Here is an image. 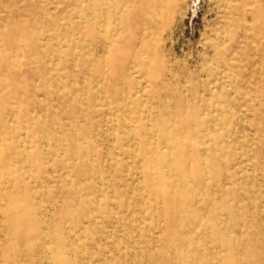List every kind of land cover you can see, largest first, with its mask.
<instances>
[{
  "label": "rangeland",
  "instance_id": "rangeland-1",
  "mask_svg": "<svg viewBox=\"0 0 264 264\" xmlns=\"http://www.w3.org/2000/svg\"><path fill=\"white\" fill-rule=\"evenodd\" d=\"M236 1L0 0V264H191L207 241L173 250L195 226H167L160 191L193 165L177 145L192 113L202 154L223 149L242 178L253 256L241 262L264 264V80L240 45L228 55Z\"/></svg>",
  "mask_w": 264,
  "mask_h": 264
},
{
  "label": "bare ground",
  "instance_id": "bare-ground-1",
  "mask_svg": "<svg viewBox=\"0 0 264 264\" xmlns=\"http://www.w3.org/2000/svg\"><path fill=\"white\" fill-rule=\"evenodd\" d=\"M234 8H236V11H237V16H235L236 20H237L236 23L242 31V33L239 34V36L241 35L242 38L238 37L237 39H231V41L229 42L230 44L227 47V51L230 52L228 55H234V53L237 52L236 48L233 50V45H236L237 47L240 45L241 51H245L246 58L252 63V75L254 76L256 73H258L259 74L258 83H260L261 80H264V0H237ZM89 14H88V16H89ZM59 15H61V14H59ZM91 16H92V14H91ZM106 17L104 15V18H106ZM249 17L252 19L251 24L248 23ZM99 25H101V24H99ZM99 25L97 24L98 27H100ZM106 25H105V27H107ZM105 27H104V30H105ZM66 28H67V26H66ZM240 29H239V31H240ZM65 33H67V32H65ZM223 38H225L224 35H223ZM215 41H216V39H214L212 41L213 44L211 45L212 48L214 47V50L217 49L216 45H214ZM237 41H239L240 43L237 44L236 43ZM107 48H108V46H107ZM98 49H99V47H98ZM102 54H103V52H102ZM221 62L216 64V66L213 65L211 67L210 71L212 73H217V72L221 73V71L223 72L225 70V68L223 66L228 65L229 62L224 60V65H220ZM244 67H246V66H244ZM89 68H90V66H89ZM204 69L206 71V68H204ZM138 70L139 69H137V71ZM89 72H90V69H89ZM252 75L250 74V76H252ZM248 80L249 79H246L244 81V83L249 82ZM96 81H97V79L95 80V82ZM63 82H64V79H63ZM213 82L215 83L216 81L210 80V83H213ZM228 86H230V85H228ZM129 87H130V85H129ZM61 90H62V88H61ZM105 101H106V99H104V102ZM187 104H188V102H187ZM107 107H108V105H107ZM232 108L234 109L235 107H232ZM109 110H110V107H109ZM110 111H112V110H110ZM12 116L13 115H11V117ZM107 116H108V114L105 117H107ZM188 118L192 121V123L195 124V127L190 128V125H192V123H189V126H188L189 128L183 126V128L181 129V132H183V134L186 135V137L188 138V141L185 142L184 140H181L180 142L177 143V145L182 147V150L184 151L185 155H188L189 153L193 155V160H192L193 165H189V162L187 160H184V159H182L179 162V164H178L179 170L183 171V169H189V173H188V175H186L188 177L185 176L183 178V181L181 184L173 182L174 189H172V190H170L171 188H166L164 190L162 189L160 191V193L162 194L160 201H162L164 204H166V207L169 206L175 210V212L172 216H168L167 226L170 227L172 225V223L178 224L180 222H183L186 225L191 224V226H195L194 227L195 229L193 228L195 232L193 233V236H186L184 238H181V240H179V243H177V245H175L173 247V250L175 251L176 249L180 248L179 246L185 245L187 243L193 244V246H194L195 243L197 242V239L201 238V239H205L207 241V244L203 248L202 247L201 248H199V247L194 248L195 251L193 252L192 255H190L191 261H192L191 264H247V263H242L241 261L245 260V261L249 262L250 261L249 259H252L251 256H253L252 248H251L252 241H251V237L249 236L250 228L252 225L250 224V222L248 221V218L246 217V215L244 214V212L240 208L239 203H240L241 199L237 198L239 188L240 187H241V189L244 188V186L242 184L243 182L241 181L242 178L239 176V174L237 172H234L231 170V167H230L231 160L224 157V155L222 153V151H224V150L222 148H221L222 150L220 152L216 151L215 148H210V149L207 148L206 154L205 155L202 154L204 152L203 150H205V149H202L205 146V141H204L205 135L204 136L201 135V134H204V131L201 128L200 124L202 121H204L203 120L204 118L202 119V121H200V116L198 113H194V114L192 113V116H189ZM235 118L237 119L238 115H236ZM123 119L125 120V118H123ZM245 119H247V118H245ZM126 121H128V120L126 119ZM237 121H239V120L237 119ZM115 124H116V122H115ZM109 125H110V122H109ZM150 130H151V128L149 129V131ZM130 131H129V133H130ZM115 132H116V130H115ZM106 133H109V132H106ZM44 134H45V132H44ZM46 135L47 134H45V136ZM202 136H203V138H202ZM132 138H134L133 135H132ZM195 138H196V141H195ZM227 138L229 139V137H227ZM240 139H242V137ZM48 140L49 139L47 138V141ZM112 140H113V138H112ZM192 144H193V150L190 149V146H192ZM52 145H53V143H52ZM56 145H57V143H56ZM93 145H94V143H93ZM134 145H135V143H134ZM241 146H242V144H241ZM242 147H244V145ZM45 148H47V146ZM138 148H139V146L137 147V151H138ZM91 149H92V147H91ZM92 151H94V150H92ZM185 151H187V152H185ZM55 153H57V151ZM9 157H10L9 152H7V150L3 146H1L0 147V164L5 166L6 163L8 162ZM105 157H107V156H105ZM116 157H117V155H116ZM48 158H50V157H48ZM49 160H50L49 162H51V159H49ZM204 162H205V165L208 166L207 172L209 174L208 178L211 179L210 182H206V180L204 178L206 170L201 169L199 167V165H201ZM109 163H110V161H109ZM179 170L176 169V172H174V173H177ZM141 176H142V174H141ZM110 181H111V179H110ZM191 181L195 184H191L190 183ZM99 183H100V180H99ZM135 183H136V181H135ZM137 183H139V182H137ZM105 184H107V183H105ZM142 184H143V182H142ZM136 185H138V184H136ZM99 187H101V186H99ZM142 187L144 188V186H142ZM100 193H102V191ZM98 198H99V196H98ZM99 202H100V199H99ZM139 206L140 205H138V207ZM18 213H19V211L16 212L17 216H19ZM51 215L53 216V214H51ZM49 217L50 216H48V218ZM41 220H43V219L41 218ZM50 220H52V219L50 218ZM52 225H53V222H52ZM238 232L241 233V235H239ZM84 234H85V232H84ZM69 240H72V239H69ZM69 247H70V245H69ZM41 249L43 250V248H41ZM45 251H46V248H45ZM70 251H72L71 248H70ZM46 252H45V255L47 254ZM196 252L200 255L199 260H197L194 256V254ZM42 253L44 254V252H42ZM41 257H42V254H41ZM43 257H45V256L43 255ZM43 257L41 258V260L43 259ZM49 259H50V257H49ZM145 259H146V257H145ZM143 261H144V259H143ZM144 262H146V260ZM169 262L170 261H168V263ZM142 264H144V263H142Z\"/></svg>",
  "mask_w": 264,
  "mask_h": 264
}]
</instances>
